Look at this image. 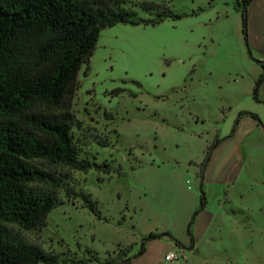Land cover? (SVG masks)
Segmentation results:
<instances>
[{"label":"rangeland","instance_id":"374dc122","mask_svg":"<svg viewBox=\"0 0 264 264\" xmlns=\"http://www.w3.org/2000/svg\"><path fill=\"white\" fill-rule=\"evenodd\" d=\"M141 3L179 18L100 29L71 102L79 158L107 164L110 173L56 168L68 176L66 188L97 202L100 219L61 189L62 204L47 214L44 228L7 227L56 254V264L87 257L98 259L89 264H117L128 246L137 254L147 231L164 221L202 227L210 219L195 243L201 255L207 246H223L221 252L243 261L236 246H248L249 262L263 263L264 85L258 101L252 88L264 64V0L254 44L241 33L237 0H126L123 7L151 19ZM163 241L174 246L167 236ZM182 256L181 264H202L191 250Z\"/></svg>","mask_w":264,"mask_h":264},{"label":"trees","instance_id":"16d2710c","mask_svg":"<svg viewBox=\"0 0 264 264\" xmlns=\"http://www.w3.org/2000/svg\"><path fill=\"white\" fill-rule=\"evenodd\" d=\"M249 2L237 0L244 40ZM125 3L126 0H0V264L58 262L56 254L24 242L7 227L14 225L24 231L44 228L47 214L62 204L58 190L63 189L72 201L79 200L100 219L97 202L83 191L66 188L68 176L56 169L67 167L84 172L93 168L110 173L107 164L80 159L72 140L71 102L78 73L83 66L87 73L88 58L101 27L154 25L166 17L179 18L152 3L139 5L151 19L136 18L134 11L123 7ZM260 67L261 74L252 88L255 101L264 79V64ZM240 115L256 119L245 112ZM216 145L205 151L199 174ZM203 204L201 194L200 210ZM190 224L186 227L188 236ZM162 235L148 234L134 256L143 252L144 242ZM174 245L180 246L176 241ZM128 249L117 264L131 260L126 257ZM92 262L98 263L97 257L68 263Z\"/></svg>","mask_w":264,"mask_h":264},{"label":"crops","instance_id":"0c3cea01","mask_svg":"<svg viewBox=\"0 0 264 264\" xmlns=\"http://www.w3.org/2000/svg\"><path fill=\"white\" fill-rule=\"evenodd\" d=\"M262 1L263 0H250L247 6L246 33H247V37L249 38L252 44L256 43V39L258 37L255 34L254 30H255V26H257V21L259 19L258 15L261 14ZM263 16H264V12L262 14V17ZM263 85H264V79L259 87V89L261 88L262 91H263ZM243 123H246V122H242V124H239V126L242 125L241 127H243ZM238 130L240 131L239 128ZM217 146L215 148H217ZM206 218H211V215L210 214L207 215ZM209 220H207L205 223H202V227L197 225V223L199 222L194 221L192 227H189V236L186 233V227H187V225L185 226L186 221H182L178 223L174 219H172L168 222L164 221L162 223L164 225L158 227V229L156 227H154L153 229H149L147 231V234L154 233V234H160V235L163 234V235L158 239L146 241L145 245L143 246V252L137 255L136 257L134 256L135 254H131L132 247L128 246L129 249H128V253L126 257H130L131 260L127 264H169L162 260V256L167 251L173 250L172 249L173 247L178 248L185 253L191 250L192 253H194V255L201 260L202 264H253V263H250L247 258L248 256L247 251L250 250L248 246H243L242 248L241 246H236L237 247L236 252L243 253L241 254L244 257L243 261L232 260L228 256L227 252H221V251H226L223 248V246H207L208 247L207 254L201 255L199 251V246H195V243L196 241L202 240L205 237L206 231L208 229V225L210 224V223L208 224ZM172 222H174V225L172 224ZM170 228H172L171 230L173 232L169 231ZM157 230H160L161 233H157ZM163 236L164 237L167 236L172 241L178 242L180 246L176 247L175 245L174 246L171 245L170 242H164ZM255 257H258V255ZM257 264H264V262L257 263Z\"/></svg>","mask_w":264,"mask_h":264},{"label":"built area","instance_id":"2783aa9c","mask_svg":"<svg viewBox=\"0 0 264 264\" xmlns=\"http://www.w3.org/2000/svg\"><path fill=\"white\" fill-rule=\"evenodd\" d=\"M162 260L169 264H181V260H184V257L182 256V250H169L162 256Z\"/></svg>","mask_w":264,"mask_h":264},{"label":"water","instance_id":"95a60500","mask_svg":"<svg viewBox=\"0 0 264 264\" xmlns=\"http://www.w3.org/2000/svg\"><path fill=\"white\" fill-rule=\"evenodd\" d=\"M104 27H101V29H103Z\"/></svg>","mask_w":264,"mask_h":264}]
</instances>
